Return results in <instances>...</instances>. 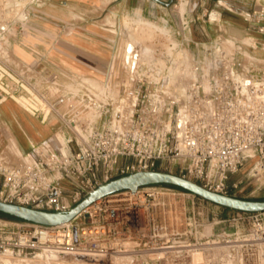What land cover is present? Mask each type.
Wrapping results in <instances>:
<instances>
[{
  "label": "built area",
  "instance_id": "built-area-1",
  "mask_svg": "<svg viewBox=\"0 0 264 264\" xmlns=\"http://www.w3.org/2000/svg\"><path fill=\"white\" fill-rule=\"evenodd\" d=\"M50 1L0 0V103L12 100L42 123L57 121L69 138L0 160V201L68 212L101 184L172 166L237 197L242 182L230 180L250 161L251 177L261 175L264 186V3L242 15L249 32L242 39L225 32L195 40L193 13L140 18L135 26L152 27L150 49L138 43L128 55L130 43L115 44L125 74L109 83L65 71L45 75L13 57L31 11ZM204 203L152 185L105 197L59 226L1 221L0 264H264V211L238 212L248 230L214 232Z\"/></svg>",
  "mask_w": 264,
  "mask_h": 264
},
{
  "label": "crops",
  "instance_id": "crops-1",
  "mask_svg": "<svg viewBox=\"0 0 264 264\" xmlns=\"http://www.w3.org/2000/svg\"><path fill=\"white\" fill-rule=\"evenodd\" d=\"M200 1L202 5L208 4L211 8L212 0ZM256 1L251 5L238 6L241 9L239 15L242 17ZM157 2L164 6L163 10L144 0L139 1L136 6L129 5V8L141 10L149 18L154 14L169 15L170 10H173L171 2ZM260 3L263 4L264 1L260 0L257 4ZM107 4L106 0H51L46 8L32 10L24 36L13 47V57L23 65L36 67L45 75L54 71L84 73L92 79L117 83L125 73L122 61H114V45L119 44L123 48L133 39L124 37L126 41L121 43V33L116 34L114 39H109L100 29H94L106 21ZM126 4V1L120 0L116 7L123 8ZM207 11L205 9L203 15H207ZM213 11L216 13L215 18H220L224 25L238 26L236 18L225 16L223 9ZM65 24H68L67 27ZM199 24L210 27L205 21H199ZM245 25L247 26L246 23ZM119 26L122 31V25ZM68 30L72 32L68 33ZM102 30L106 31L105 28ZM248 33L247 28L243 34L246 36ZM214 36L215 34H208L201 41L213 39ZM68 138L69 133L57 121L42 123L12 100L0 103V160L15 161L31 155L44 144H61ZM12 140L20 153L10 148ZM220 208L222 207L218 205L211 207L218 214L216 217L227 216L229 211L225 208L222 211ZM218 231L215 227L214 232Z\"/></svg>",
  "mask_w": 264,
  "mask_h": 264
},
{
  "label": "rangeland",
  "instance_id": "rangeland-1",
  "mask_svg": "<svg viewBox=\"0 0 264 264\" xmlns=\"http://www.w3.org/2000/svg\"><path fill=\"white\" fill-rule=\"evenodd\" d=\"M108 2L106 7V21L98 24L94 27V29H97L103 33L104 36H106L109 39H114L115 35L121 33V43H125L126 38L129 39L131 37L133 40H131L129 43L132 45L137 46L138 43L142 46L143 52L148 51L150 49V39H151V33H152V27L148 28H141L135 26L133 22H140V18H149L145 16L141 10L136 9H130L129 5L136 6V4L141 0H124L126 1V6H123V8H117L116 3L120 2V0H106ZM123 1V0H121ZM149 3H152L154 6L164 9V6H161L160 2L158 3L157 0H144ZM160 1H166L171 2V6L177 5L178 8L172 7L173 10H170L169 15L171 19L177 20L180 16V14L183 13H193L192 17L195 18V24L193 25V35L195 40L201 41V39L209 36H212V34H215L213 38H216L220 36L223 33H227L228 35L232 37H236L238 39H242L245 37L243 32L245 29L247 30V26L245 25V22L241 15H239V12L241 9L238 6H247L254 4V0H212L210 1V6L202 5V1L200 0H160ZM221 4H219V2ZM264 1V0H263ZM187 3L185 6V11H181L182 8L181 4ZM233 5V6H232ZM218 6V7H217ZM205 9H208L206 12L207 15L203 16V12ZM214 9L220 10L223 9L225 12V16L227 17H235L236 21L238 23V26H227L222 23V20L220 18H215L216 13H214ZM165 11V10H164ZM213 13V14H212ZM165 15V14H164ZM162 16V15H159ZM200 17V18H199ZM200 19V20H199ZM101 20V19H100ZM138 20V21H137ZM199 21H205L210 25V27H203L202 24H199ZM58 22H55V24ZM122 25V31L119 30V25ZM68 25V24H67ZM65 24L64 26L67 27ZM53 26H56L53 24ZM65 27V28H66ZM64 28V27H63ZM64 28V29H65ZM102 28H105V30H102ZM68 33H71L72 31H67ZM207 34V35H206ZM126 37V38H124ZM53 49H55L53 47ZM80 76H85L84 73L77 74ZM10 148L13 151H20L18 150L16 143L14 140L11 141ZM255 163L250 161L248 162L243 169L239 171L238 174L234 175L230 183L232 182H242L240 185V189L236 192V196L238 198L248 199V200H264V186H260V181L262 182L263 179L261 175L257 177H251V169L254 168ZM164 171V170H163ZM168 172H173V174H177V169L175 167H170L168 169ZM215 204H208L204 203L200 208L204 212V217L206 219L207 229L211 230L217 227L219 229L218 232L222 231L221 228L224 230L235 231L237 228L242 230H248L250 228V222L249 219H242V216L237 211H229L227 216L221 217L219 215L220 220H228L227 223H223L220 225H215L213 218H216L215 216L218 214H215L214 211H212L211 207H216ZM181 208V205L179 207ZM198 208V205H197ZM223 211V207L220 208ZM239 221L238 226L235 225L236 221ZM17 222L16 219L6 218V217H0V222ZM173 261H159L157 264H169ZM189 261H174L175 264H183L188 263ZM197 263L201 261H195ZM205 264H217V261H203ZM81 264H88L85 262H81ZM106 264H156L154 261H108L106 259Z\"/></svg>",
  "mask_w": 264,
  "mask_h": 264
},
{
  "label": "water",
  "instance_id": "water-1",
  "mask_svg": "<svg viewBox=\"0 0 264 264\" xmlns=\"http://www.w3.org/2000/svg\"><path fill=\"white\" fill-rule=\"evenodd\" d=\"M134 51L129 44L128 55ZM152 185H172L191 192L202 199L237 212L258 213L264 211V200H248L216 193L179 175L162 171H142L113 179L99 185L68 212H49L0 201V212L19 220L43 226H59L71 222L94 203L119 192H136ZM83 259V258H79Z\"/></svg>",
  "mask_w": 264,
  "mask_h": 264
},
{
  "label": "trees",
  "instance_id": "trees-1",
  "mask_svg": "<svg viewBox=\"0 0 264 264\" xmlns=\"http://www.w3.org/2000/svg\"><path fill=\"white\" fill-rule=\"evenodd\" d=\"M166 186H170V187H175V188L181 189V188H179V187L172 186V185H166ZM182 190H183V189H182ZM225 209H226L227 211H235V210H231V209H227V208H225ZM0 217H6V218H11V219H16V218H14V217H11V216L6 215V214L1 213V212H0ZM16 220H19V219H16Z\"/></svg>",
  "mask_w": 264,
  "mask_h": 264
},
{
  "label": "bare ground",
  "instance_id": "bare-ground-1",
  "mask_svg": "<svg viewBox=\"0 0 264 264\" xmlns=\"http://www.w3.org/2000/svg\"><path fill=\"white\" fill-rule=\"evenodd\" d=\"M186 4H187V3H182V4H181V7H182V8H179V9H181V11H182V10L185 11L184 9H185ZM19 52H20V50H19ZM84 77H85V76H84ZM25 116H26V115H25ZM58 141H59V140H58ZM6 264H20V263H18V262L13 263V262H9V261H7Z\"/></svg>",
  "mask_w": 264,
  "mask_h": 264
}]
</instances>
